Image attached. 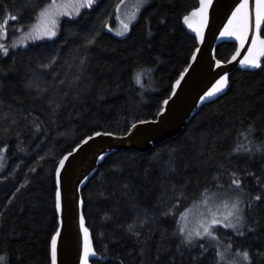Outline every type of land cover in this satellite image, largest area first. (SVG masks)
<instances>
[{"label": "trees", "instance_id": "obj_1", "mask_svg": "<svg viewBox=\"0 0 264 264\" xmlns=\"http://www.w3.org/2000/svg\"><path fill=\"white\" fill-rule=\"evenodd\" d=\"M49 1L0 0V37L17 35ZM120 1L96 0L62 18L52 39L7 54L0 48V148L8 163L0 174V264H50L61 156L93 133L122 135L154 119L189 64L197 44L182 18L198 0H149L118 38L110 29ZM235 48L221 42L214 57L226 62ZM261 146L264 59L255 70H233L226 90L178 135L147 152L110 151L97 164L80 192L96 255L89 264H217L206 242L181 241L177 220L203 192L233 179L241 181L245 229L226 237L249 253L248 264H264Z\"/></svg>", "mask_w": 264, "mask_h": 264}, {"label": "water", "instance_id": "obj_2", "mask_svg": "<svg viewBox=\"0 0 264 264\" xmlns=\"http://www.w3.org/2000/svg\"><path fill=\"white\" fill-rule=\"evenodd\" d=\"M238 3L240 0H211V4L205 10L206 22L202 23L199 14L193 15L194 10L201 6V0H198V6L185 15L189 17L188 23L184 22L185 16L182 18L183 27L195 36L197 46L189 59L187 68L181 72L183 75L180 74L173 82L170 95L165 99L168 103L165 104V100L163 101L162 109L154 119L136 122L133 124L134 128L132 125L122 135L101 133V135L95 136L93 133L78 143L79 147L75 145L60 158L61 160L72 153L60 169L61 183L59 187L62 206L59 211L55 206L57 228L53 233V235H56L57 231L60 233L57 237V264H81L85 238L83 230L87 227L84 219L83 225H81L80 217L83 214L80 192L84 182L95 172L97 164L108 152L116 150L147 152L153 146L178 135L201 104L214 100L226 90L228 82L221 92L201 100V97L212 89L221 76L226 73L228 76L236 68L256 69L241 63L250 55L249 48L252 46V37L256 34L255 31L249 30L248 38L243 42L234 35L221 34L225 32V26L229 24V19L232 18V13ZM249 4L250 8L254 9V0H249ZM237 24L238 18L233 20L231 27L235 28ZM197 30H199V34ZM228 41L236 44L235 51L226 62H220L214 57L215 48L219 43ZM257 48H259L258 44ZM257 59L260 64L264 56H259ZM177 80L180 81L179 84L176 83ZM89 137L92 138L88 139ZM59 161L56 169L59 167ZM88 238L94 252L89 230ZM50 249L51 239L49 252ZM95 257L96 255L90 254L88 264L90 259Z\"/></svg>", "mask_w": 264, "mask_h": 264}, {"label": "rangeland", "instance_id": "obj_3", "mask_svg": "<svg viewBox=\"0 0 264 264\" xmlns=\"http://www.w3.org/2000/svg\"><path fill=\"white\" fill-rule=\"evenodd\" d=\"M96 0H92V3ZM149 0H121L115 9V24L110 29V33L115 37H125L130 26L137 20L140 11L148 4ZM91 3V4H92ZM89 7L85 0H50L36 15L35 19L27 27L18 29L17 35H11L7 38L6 34L1 35L0 45L7 49L13 50L16 47H23L31 42L40 39H52L57 36L59 22L62 18H74L80 11ZM125 25H128L125 30ZM48 32H55V35H48ZM123 33V35H120ZM3 54L4 51H3ZM8 167L7 158L5 157V148H0V174ZM4 175H0V178ZM207 192V193H206ZM206 194V195H205ZM237 200L240 201L238 207L242 209L244 215L245 199L241 189L233 186H219L218 188L209 189L187 208H185L177 220V232L184 241L187 232H196L210 224L212 219L232 220L228 216L229 212H235L232 204ZM234 222V221H232ZM245 224V219H244ZM212 237H196L192 243L203 241L215 249L217 264H248L249 258L245 260L242 257L244 251L234 248L232 242L226 237V232H232L240 235L244 232L245 227L232 229L224 228L222 224L215 225ZM183 228V233L178 230Z\"/></svg>", "mask_w": 264, "mask_h": 264}, {"label": "snow or ice", "instance_id": "obj_4", "mask_svg": "<svg viewBox=\"0 0 264 264\" xmlns=\"http://www.w3.org/2000/svg\"><path fill=\"white\" fill-rule=\"evenodd\" d=\"M85 3L90 6L92 3V0H85ZM211 4V0H201V6L199 9H195L193 12V15L199 14L201 17V21L206 22V14L205 10L208 7V5ZM238 18V24L235 28H232L233 20ZM12 19H16V17H12ZM189 17H184V22L188 23ZM191 26V25H189ZM128 25H125V30H127ZM249 30H254L255 35L252 37V46L249 48V57H246L245 60L241 61L242 64H248L251 67L259 68L260 64L258 63V57L264 56V39L260 37V32L264 31V0H254V9L250 8L249 0H240V3L236 5L235 11L232 13V18L229 19V24L225 26V32L221 33L222 35H234L238 40L243 42L248 38L247 33ZM198 34H199V30ZM48 35H55V32H48L46 33ZM120 35H123V33H120ZM257 44L259 45V48H257ZM0 48H3L2 45H0ZM3 51L5 54H7L8 49L3 48ZM255 53V55H253ZM235 59V57H233ZM183 73H181V76ZM136 83H140V73H137L135 76ZM228 82V76L227 73L224 76H221L220 79L216 82L215 85H213L212 89L209 90L204 94V96L201 97V100H204L206 97H211L219 92H221L225 85ZM177 84L180 83L179 80L176 81ZM165 104L168 103L167 100L164 101ZM142 123V122H141ZM133 128L135 125L132 126ZM254 132V128L252 126L249 127V133ZM107 135H111V133H106ZM95 136L101 135V133L96 132L94 133ZM92 137H89L88 139H91ZM79 147V145H77ZM240 148L234 149V151H239ZM258 150L264 151V146H261ZM72 153H69L68 156H71ZM68 156H65L63 159L59 161V167L56 169L57 174V188H56V209L59 211L61 209V189L59 187L61 181H60V169L64 166L65 161L68 159ZM35 171V169H33ZM235 176V173L232 174ZM232 185H236L239 187L241 185V181L239 179H233ZM231 186V185H230ZM254 200H260V196H256L253 198ZM240 204V201L237 200L235 203L232 204L233 209H235V212H229L228 216L232 218V220H229L228 222H225L224 220H218V219H212L210 221V224L203 227L202 230L196 231V232H187V234L184 236V243L191 244L193 239L196 237H212L214 232L215 225L222 224L224 228H232V229H238L245 227L244 224V215L242 212V209L238 207ZM250 206V205H249ZM168 213H165L167 215ZM83 216L80 217L81 225H83ZM234 221V222H232ZM131 228V226H130ZM85 233L84 238V245H83V255L81 257V264H88V257L89 255H95V253L92 251L91 248V242L88 238V229L83 230ZM179 232L183 233L185 230L183 228H180L178 230ZM59 231H57L56 235H53L51 238V264H57V237L59 236ZM137 236H139V233H135ZM241 235L243 233H240ZM203 248V245H201ZM206 250V249H205ZM242 257L247 260L249 258V253L247 251H244L242 254ZM3 260V257H0V261Z\"/></svg>", "mask_w": 264, "mask_h": 264}, {"label": "bare ground", "instance_id": "obj_5", "mask_svg": "<svg viewBox=\"0 0 264 264\" xmlns=\"http://www.w3.org/2000/svg\"><path fill=\"white\" fill-rule=\"evenodd\" d=\"M192 54H193V53H192ZM192 54H191V55H192ZM188 61H189V60H188ZM161 109H162V108H161ZM108 153H109V152H108ZM63 155H64V154H63ZM63 155H62V156H63ZM62 156H61V157H62ZM105 156H106V155H105ZM59 160H60V159H59ZM206 193H207V192H206ZM205 195H206V194H205ZM55 211H56V210H55Z\"/></svg>", "mask_w": 264, "mask_h": 264}]
</instances>
